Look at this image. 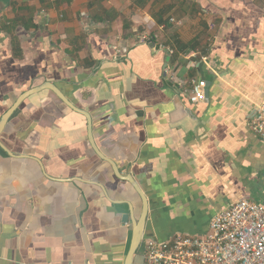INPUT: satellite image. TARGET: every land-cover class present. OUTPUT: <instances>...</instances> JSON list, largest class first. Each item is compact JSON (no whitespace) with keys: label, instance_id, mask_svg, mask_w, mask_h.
Here are the masks:
<instances>
[{"label":"crops","instance_id":"0c3cea01","mask_svg":"<svg viewBox=\"0 0 264 264\" xmlns=\"http://www.w3.org/2000/svg\"><path fill=\"white\" fill-rule=\"evenodd\" d=\"M2 6L0 117L46 81L88 110L99 150L148 196L145 238L205 233L230 203L264 198V139L250 127L264 99V0ZM174 62L180 78L206 81L205 100L166 79ZM0 140L14 154L0 147V264H126L124 216L139 218L142 199L93 149L83 114L44 89Z\"/></svg>","mask_w":264,"mask_h":264},{"label":"built area","instance_id":"2783aa9c","mask_svg":"<svg viewBox=\"0 0 264 264\" xmlns=\"http://www.w3.org/2000/svg\"><path fill=\"white\" fill-rule=\"evenodd\" d=\"M149 38L146 33L141 40ZM157 44L170 56L176 52L164 42ZM113 48L121 51L115 45ZM193 55L197 59L206 57L198 50ZM176 67L175 62L165 66L166 79L173 87L185 92L193 103L205 100L206 81L199 77L184 80ZM250 127L264 139V99L255 106ZM141 250L142 259L136 264H264V204L236 200L213 216L205 233L178 232L166 239L147 237Z\"/></svg>","mask_w":264,"mask_h":264},{"label":"water","instance_id":"95a60500","mask_svg":"<svg viewBox=\"0 0 264 264\" xmlns=\"http://www.w3.org/2000/svg\"><path fill=\"white\" fill-rule=\"evenodd\" d=\"M3 0H0V9H3L4 7L2 6ZM153 38H150L149 42H152ZM44 89H50L52 90L56 96H58L66 106H69L72 110L75 112H78L80 114H83L88 122V137L89 141L93 147V149L96 151V153L105 161L109 162L115 172V174L128 182L131 183V185L134 186V188L137 190V193L140 194L141 199H142V211L139 216V218H136L132 213L130 215L124 216V220H128L129 217L132 219L133 223V233H132V240H131V245H130V250L128 252V256L126 259V264H136V255L139 251V249L143 246L144 239H145V232H146V224H147V219H148V214H149V199L145 191L142 189L140 184L133 178L131 175H124L121 174L119 167L117 163L104 155L99 148L97 147L95 140H94V135H93V123H92V116L90 112L86 109H84L81 106H77L75 102H73L61 89L59 86L54 84L53 82L46 81L41 85H38L36 87H33L25 92H23L17 100L13 103L12 106L0 117V135L2 131L5 128V125L10 118V116L14 113V111L18 108V106L21 105V103L30 95L37 93L39 91H42ZM0 147L6 151L10 155H14L10 149L0 140Z\"/></svg>","mask_w":264,"mask_h":264},{"label":"rangeland","instance_id":"374dc122","mask_svg":"<svg viewBox=\"0 0 264 264\" xmlns=\"http://www.w3.org/2000/svg\"><path fill=\"white\" fill-rule=\"evenodd\" d=\"M257 202H259V203H263V204H264V198H263V199H261V198L258 199Z\"/></svg>","mask_w":264,"mask_h":264}]
</instances>
